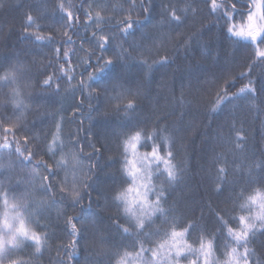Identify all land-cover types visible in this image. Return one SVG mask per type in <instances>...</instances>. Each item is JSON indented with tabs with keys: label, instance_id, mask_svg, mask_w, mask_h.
Instances as JSON below:
<instances>
[{
	"label": "snow or ice",
	"instance_id": "6c2138e0",
	"mask_svg": "<svg viewBox=\"0 0 264 264\" xmlns=\"http://www.w3.org/2000/svg\"><path fill=\"white\" fill-rule=\"evenodd\" d=\"M125 4L126 8L118 6L116 18L106 15L110 6L102 0H81L79 7L54 0L52 12L60 13V27L55 30L41 24V15L25 13L22 40L37 46L54 45L60 36V46L53 49L58 68L51 75L44 74L45 88L55 84L56 94L60 95L61 85L66 84L63 91L74 101L72 115L81 123L85 103L90 109L86 114L89 121L95 114L106 126L115 115L126 123L122 131L114 132L116 157L110 166L115 172H106L113 181L99 184L100 160L111 143L105 127L89 130L82 143V129L63 135L64 116L60 112L53 114L54 130L39 136L27 128L21 116L13 119L0 115V160L8 158L7 163L0 162V176L8 181H0V264H39L45 254L48 264H64V256L74 255L67 249L85 240L88 226L102 220L101 213L111 210L116 215L108 219L127 243L117 245L114 253H99L108 257V264H179L181 257L187 259L185 253L193 257L190 264H261L252 246L259 242L264 248V163L257 166L261 173L258 177L254 178L249 169L245 180L235 163L230 168L226 158L213 156V190L223 193L231 185V207L217 208L212 213L211 230L206 225L195 245L188 242L194 228L188 221L173 220L162 235L159 230L151 231L159 216L169 215L165 208L167 189L183 180L184 169L176 162V130L161 127L163 121L149 130L147 122L138 116V100L154 71L172 63L165 48L171 45L175 51H187L205 33L214 38L213 30L218 26L220 36L244 53V62L237 66L241 69L238 75L233 69L216 77V98L210 111H222V105L242 98L255 100L264 93V78L252 79L254 69L264 65V0H160L158 11L156 0H125ZM154 12V33H140L138 42L129 43V37H136L140 29L152 23ZM134 14L144 19H134ZM89 29H93L91 38L82 39H86L90 50L81 49L84 56L74 63L71 56L75 52L62 51V47L74 45L73 36L80 37L81 30ZM77 67L83 71L77 73ZM31 70L30 62L16 57L0 63V88L10 89L4 103L12 105L13 115L29 106L22 93L29 86L26 79ZM238 84L243 86L233 93ZM182 102L181 98L178 103ZM243 142L244 137L238 134L235 147L241 148ZM85 146L91 149L86 169ZM17 167L27 172V187L20 195L15 193L24 181L18 180L15 186L11 183V172ZM238 175L239 181L235 179ZM85 201L89 209L95 203L98 211L86 215ZM68 209H80L81 216L68 215ZM61 218L64 228L60 231L72 239L68 244L56 245L53 259V242L61 239L55 231ZM153 236L160 239L154 240ZM217 252L223 259L217 258Z\"/></svg>",
	"mask_w": 264,
	"mask_h": 264
},
{
	"label": "trees",
	"instance_id": "16d2710c",
	"mask_svg": "<svg viewBox=\"0 0 264 264\" xmlns=\"http://www.w3.org/2000/svg\"><path fill=\"white\" fill-rule=\"evenodd\" d=\"M3 2L4 7L0 8V63H3L5 58L16 57L30 62L32 70L26 79V84L29 86L24 88L22 93L25 102L29 105L28 108L22 111L16 110L13 115L12 105L4 103L10 89L4 87L0 88V115H7L13 119L15 116H21L27 128L39 136L54 130L53 114L60 112L64 116L63 135L67 137L69 133L75 134L78 129H82L79 133L82 143L85 133L89 130L95 132L105 127L111 143L110 150L100 160L98 183H112L113 177L107 175L106 172H115V167L110 166L116 157L114 132L122 131L126 122L113 115L109 118L110 123L105 126L103 118L95 114L89 121L86 114L90 109L89 105L85 103L83 105L85 115L81 117L83 119V123H81L80 119L72 115L71 108L74 101L70 94L63 91L66 84L61 85L60 95L56 94L55 84L47 89L43 85V80L46 78L44 74L51 75L58 68L53 49L61 44L59 34L54 45L37 46L30 41L21 39L25 13L29 11L43 17L41 20L43 26L51 27L54 30L59 29L60 13L53 14L52 12L54 0H3ZM102 2L110 6L106 15L116 16V18H119L118 6L127 7L125 0H102ZM159 2L160 0H156L157 11ZM65 3L79 7L81 0H65ZM153 17L152 23L140 29L136 37L128 38L129 43L133 40L138 42L140 33H154L153 25L157 22L156 12L153 13ZM133 18L144 19L143 16L137 17L135 14ZM81 19L83 20L84 17L81 16ZM92 31L93 29H89L87 32L81 30L80 37L73 36L74 45L62 47V51L71 49L75 52V55L71 56L74 63L83 58L84 51L81 49L90 50L86 39L82 38L90 39ZM213 31L216 33L214 38L209 33H205L200 40L193 42L187 51L184 48L175 51L171 45L165 48L164 52L170 57L172 63L154 71L151 79L144 84L143 94L138 100L140 109L138 116L142 121L147 122L149 130L158 121H163L161 127L169 126L176 130V162L184 169L183 180L167 189L165 208L169 210V215L159 216L151 231L159 230L162 235L173 220L177 223L188 221L194 225L188 242L194 245L198 237L203 235L206 225L208 230H211L212 213L217 208L231 207L228 203L232 196L231 185L227 186L223 193L213 190V156L226 158L230 168L235 163L238 168L242 169L245 180L248 178L249 169H251L254 178L258 177L261 173L257 166L264 163V93L258 94L255 100L242 98L233 104L222 105V111H210L211 102L216 98V77L233 69L238 75L241 69L237 66L244 62V53L236 51L237 45L229 44L220 36L219 26ZM117 43L122 42L117 40ZM124 46L127 47V44ZM81 71H83L82 68H76L77 73ZM77 78L79 79V77ZM262 78H264V65L256 67L252 74L254 81ZM244 83L247 81L245 80ZM242 86L243 84H238L232 89V92L239 91ZM66 96L67 98H65ZM181 98L183 102L178 103ZM79 100L80 96L77 94L76 101ZM95 103L96 101H93V104ZM77 116L80 114L77 113ZM238 134L244 137L241 148L235 147ZM90 151L91 149L85 146L83 153L85 169ZM7 160L8 158L4 157L0 162L7 163ZM11 176L13 177L11 182L13 186L18 180L24 181L15 193L20 195L27 187V172L17 167L12 170ZM235 179L239 181V175ZM0 181L8 183L4 176H0ZM57 199L59 198L57 197ZM92 199L96 201L95 193H93ZM85 210L86 215L98 211L95 203L89 209L87 201H85ZM51 215L55 219V211ZM68 215L79 217L81 210L68 209ZM115 215V210L101 213L103 219L88 226L89 231L85 234L86 239L67 249L70 254L74 252V255H71V258L64 256V264H100V262L108 264V257L101 256L99 253L102 250L109 254L114 253L118 250L117 245L127 243L121 240L115 226L108 219V216ZM44 222L41 221V223ZM63 228L64 220L61 218L55 229L56 235L61 239L53 242L51 251L53 259L56 257V245L68 244L72 239L66 232L60 231ZM153 239L159 240L160 236H153ZM150 246L153 245L145 244V247ZM252 247L256 252L255 259L264 264V248L260 246L259 242ZM123 250L119 249L121 252ZM149 255L150 253L145 254L147 258ZM216 256L223 259L220 252H217ZM39 264H48V254H45Z\"/></svg>",
	"mask_w": 264,
	"mask_h": 264
},
{
	"label": "rangeland",
	"instance_id": "374dc122",
	"mask_svg": "<svg viewBox=\"0 0 264 264\" xmlns=\"http://www.w3.org/2000/svg\"><path fill=\"white\" fill-rule=\"evenodd\" d=\"M185 256L187 257V259H185V257H181L179 264H190L193 257L191 256V254H188V253H185ZM149 258H150V255H149Z\"/></svg>",
	"mask_w": 264,
	"mask_h": 264
}]
</instances>
